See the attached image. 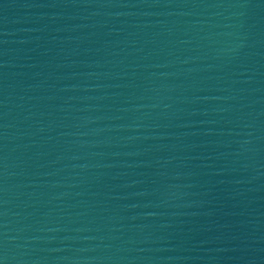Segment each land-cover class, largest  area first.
<instances>
[{"label":"water","instance_id":"1","mask_svg":"<svg viewBox=\"0 0 264 264\" xmlns=\"http://www.w3.org/2000/svg\"><path fill=\"white\" fill-rule=\"evenodd\" d=\"M3 264H264V0H0Z\"/></svg>","mask_w":264,"mask_h":264},{"label":"snow or ice","instance_id":"2","mask_svg":"<svg viewBox=\"0 0 264 264\" xmlns=\"http://www.w3.org/2000/svg\"><path fill=\"white\" fill-rule=\"evenodd\" d=\"M0 264H3V262H2V261H0Z\"/></svg>","mask_w":264,"mask_h":264}]
</instances>
